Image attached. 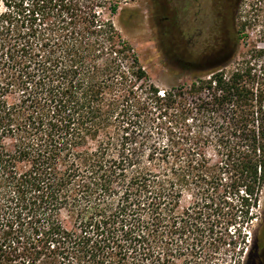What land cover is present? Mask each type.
Listing matches in <instances>:
<instances>
[{
    "label": "trees",
    "instance_id": "1",
    "mask_svg": "<svg viewBox=\"0 0 264 264\" xmlns=\"http://www.w3.org/2000/svg\"><path fill=\"white\" fill-rule=\"evenodd\" d=\"M121 1L1 0L0 264H217L257 217L264 48L160 90Z\"/></svg>",
    "mask_w": 264,
    "mask_h": 264
},
{
    "label": "rangeland",
    "instance_id": "2",
    "mask_svg": "<svg viewBox=\"0 0 264 264\" xmlns=\"http://www.w3.org/2000/svg\"><path fill=\"white\" fill-rule=\"evenodd\" d=\"M2 10L0 0V12ZM163 17L164 0H122L112 17L123 38L133 46L150 82L160 90L189 85L196 77L210 75V71L221 63L225 64L222 69L228 73L248 57L251 45L264 48V0H240L231 25L221 29L215 51L222 56L212 68L208 64V55L199 44L188 45L185 39L167 37ZM253 210L257 213L256 218L250 221L237 218L228 227L229 233L235 235L232 240L238 241L235 250L240 253L235 255L233 247L223 245L215 254L217 264L251 263L264 220V186L259 204ZM237 228L240 237L236 236Z\"/></svg>",
    "mask_w": 264,
    "mask_h": 264
},
{
    "label": "flooded vegetation",
    "instance_id": "3",
    "mask_svg": "<svg viewBox=\"0 0 264 264\" xmlns=\"http://www.w3.org/2000/svg\"><path fill=\"white\" fill-rule=\"evenodd\" d=\"M240 0H164L163 20L167 37L185 39L188 45H200L208 55V64L215 67L219 60L217 48L221 29L234 18ZM190 64V63H187ZM259 243L254 246L253 259L248 264H264V220Z\"/></svg>",
    "mask_w": 264,
    "mask_h": 264
}]
</instances>
